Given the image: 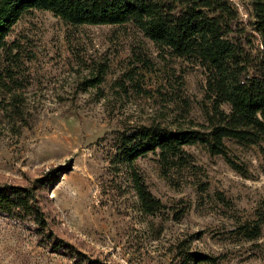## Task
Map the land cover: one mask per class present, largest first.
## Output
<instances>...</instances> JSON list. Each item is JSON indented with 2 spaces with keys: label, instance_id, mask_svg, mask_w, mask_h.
<instances>
[{
  "label": "rangeland",
  "instance_id": "374dc122",
  "mask_svg": "<svg viewBox=\"0 0 264 264\" xmlns=\"http://www.w3.org/2000/svg\"><path fill=\"white\" fill-rule=\"evenodd\" d=\"M230 1L247 22L250 0ZM253 36L249 50L264 57ZM8 42L20 44L28 66L32 125L15 133L0 108V185H26L51 168L67 167L48 195L55 231L113 264H171L183 240L216 258V264H264V228L253 242L237 230L264 200L258 147L228 143L247 177L203 148H188L208 183L204 194L192 186L175 188L156 155L140 158L135 169L163 206L154 215L142 211L128 170L111 166L108 133L121 122L205 121L210 103L201 66L159 52L132 24L75 28L46 11L23 17ZM101 65L106 68L102 93H76ZM0 264L73 263L41 246L33 227L0 216Z\"/></svg>",
  "mask_w": 264,
  "mask_h": 264
},
{
  "label": "trees",
  "instance_id": "16d2710c",
  "mask_svg": "<svg viewBox=\"0 0 264 264\" xmlns=\"http://www.w3.org/2000/svg\"><path fill=\"white\" fill-rule=\"evenodd\" d=\"M35 11L50 12L75 28L132 24L159 52L205 70L210 104L204 122L125 121L108 133L111 166L118 172L128 170L144 213L154 215L163 207L135 169V163L149 154L159 158L162 175L175 188L192 186L201 194L208 190V183L201 180V167L188 148H203L247 177V168L234 159L228 143L254 146L264 165V57L249 50L253 35L264 47V0H250L247 22L230 0H0V108L17 134L32 125L27 103L31 86L21 46L8 38L16 24ZM105 74L101 65L78 84L76 93L94 89L101 94ZM118 85L129 94L123 83ZM67 170L51 168L26 185H0V216L33 227L41 246L70 258L73 264H113L86 254L55 231L48 195ZM263 228L264 200L253 219L239 224L237 230L253 242L262 238ZM191 243L183 240L176 245L171 264H216V258L193 249Z\"/></svg>",
  "mask_w": 264,
  "mask_h": 264
}]
</instances>
